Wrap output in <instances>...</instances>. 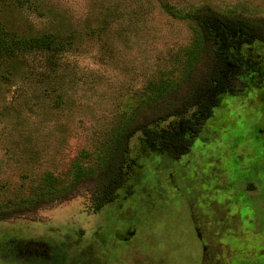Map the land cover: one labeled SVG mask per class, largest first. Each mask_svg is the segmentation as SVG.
Masks as SVG:
<instances>
[{
  "label": "rangeland",
  "instance_id": "obj_1",
  "mask_svg": "<svg viewBox=\"0 0 264 264\" xmlns=\"http://www.w3.org/2000/svg\"><path fill=\"white\" fill-rule=\"evenodd\" d=\"M197 12L264 33V0H10L3 8L11 34L53 42L22 63L0 60V264H264L262 42L245 48L256 72L220 101L187 153H150L139 147L142 132L133 136L130 195L120 189L98 208V171L82 175L67 200L45 199L50 187L71 185L80 165H101L113 131L146 128L201 80L210 54L191 55ZM161 86L166 97L151 102ZM35 199L43 205L27 208Z\"/></svg>",
  "mask_w": 264,
  "mask_h": 264
},
{
  "label": "trees",
  "instance_id": "obj_2",
  "mask_svg": "<svg viewBox=\"0 0 264 264\" xmlns=\"http://www.w3.org/2000/svg\"><path fill=\"white\" fill-rule=\"evenodd\" d=\"M7 1L10 0H0V60L18 59L17 62L22 63L25 55L43 53L53 41L46 37L29 39L11 34L1 21V13L8 5ZM211 14L197 12L189 15L196 27L191 55L201 48H209V62L205 64L203 71L205 73L201 80L189 90L185 98L176 102L166 101L165 107L162 110L158 109L146 128L127 135L126 126L113 131L102 164L92 168L80 165L74 173L71 185L50 187V191L46 193L47 202L61 201V198L67 200L70 197L69 192H72L76 183L84 178L82 175L93 176L98 171L102 172L98 187L101 203L98 208L115 201L120 189L125 188V192L130 195L131 185L128 184L136 163L129 160L126 155L129 142L138 131L142 132V137L139 139L141 150L172 159H178L188 152L193 140L211 118L213 110L219 106L220 101L226 96L235 95L238 91L237 83L245 84L256 72L257 66L245 48L256 42L264 44V33L258 31L255 26L240 20L229 21ZM168 91L166 86L159 87L157 97H153L151 102L163 99ZM191 110L188 117L184 116ZM172 117L177 118V121L168 122ZM122 141L124 147L121 148L119 144ZM39 197L40 195L37 198ZM42 200L44 199H35L27 208L37 207V204L41 207ZM3 218L5 217L0 216V220Z\"/></svg>",
  "mask_w": 264,
  "mask_h": 264
}]
</instances>
